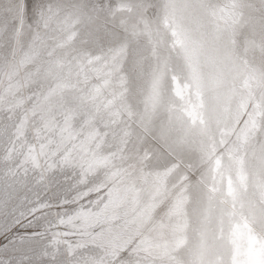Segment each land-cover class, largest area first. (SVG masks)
<instances>
[{
    "label": "snow or ice",
    "instance_id": "obj_1",
    "mask_svg": "<svg viewBox=\"0 0 264 264\" xmlns=\"http://www.w3.org/2000/svg\"><path fill=\"white\" fill-rule=\"evenodd\" d=\"M7 12L0 47L19 44L55 86L16 121L17 93L37 81L0 61V111L13 121L0 150V264H264V67L229 47L244 29L264 41V0H14ZM142 36L152 56L170 46L183 60L166 96ZM66 90L61 131L79 144L41 163L29 112ZM93 168L105 169L95 185ZM189 219L198 243L185 259Z\"/></svg>",
    "mask_w": 264,
    "mask_h": 264
},
{
    "label": "rangeland",
    "instance_id": "obj_2",
    "mask_svg": "<svg viewBox=\"0 0 264 264\" xmlns=\"http://www.w3.org/2000/svg\"><path fill=\"white\" fill-rule=\"evenodd\" d=\"M224 2V0H221ZM14 6V0H0V26L7 21L10 22L11 17L7 12V9ZM5 38L0 34V42ZM141 42L148 45L150 61L146 64V71H151L153 68H158L160 72V80L158 85L159 94L166 96L170 86H175L181 81L178 79H173L174 76L183 73L184 63L183 60L177 55V51H173L170 46H158L156 48L155 56L151 54V45L148 42V38L142 36L140 38ZM235 44H230L229 47L234 51L236 55H239L242 62H246L250 67L261 68L264 67V41H262L258 36H253L252 32L248 29L242 30L235 37ZM24 46L27 47L29 43V38L25 36L23 38ZM7 60L9 65L17 64L19 65L16 78L20 79L21 82L26 78L27 74H33V78L37 81L34 84H31L27 88H22L17 96L23 95L26 99V103L17 109L15 114V120L18 121L24 116L25 110L31 109L34 102H37V94L43 92L47 94L48 86L54 87L55 84L51 80L45 81L43 76L36 73L38 66L41 67L43 71V66L39 65L38 61H30L23 58L20 45L17 44L15 47V53L13 52L12 47L3 46L0 47V61ZM23 60V63H21ZM201 73L207 75L205 66L202 63L200 67ZM7 84V78L3 77V83L0 84V90ZM41 85H44V88H41ZM27 97H32L31 100H27ZM9 101H12V97H8ZM14 102V101H13ZM39 106L36 109V114L32 115L29 112V118L26 128V139L27 142L33 147V154L35 157L43 163L46 158L45 154L49 153L52 149L56 147L55 144H48L47 138H52L57 141H63L62 151L68 150L72 147V144L75 142L79 144L80 138L76 137L75 141L69 136L68 132H62L63 127V117L60 114V105L62 104L65 108L69 107L72 103L71 95L65 91L63 96L53 95L49 97L48 101H43L42 96L38 102ZM10 112L7 110L0 111V150H3L8 146L9 137L11 135V129L8 128L13 121L9 120ZM123 118V117H122ZM81 118L75 117L71 122V129L78 131L81 127L80 123ZM45 125H47L45 127ZM99 131L103 133L105 129L98 125ZM7 129V131H5ZM51 129V131H50ZM40 130L41 136L40 139L36 138V132ZM66 138V139H65ZM95 140H90L88 144L82 149V154L85 157L95 150ZM103 150H108V145L103 146ZM87 160V159H86ZM172 177H169V181H172ZM228 179L229 177L225 176L222 183V190L226 193L228 190ZM186 212L191 213L190 206L186 208ZM89 222H94V219H90ZM214 226V225H213ZM165 238H170L169 233L165 230ZM198 243V237L191 230V220L189 219V227L186 229V239L185 243L177 250L178 255H182L185 259L190 257L185 254V249L188 247H195ZM62 259V257L60 258Z\"/></svg>",
    "mask_w": 264,
    "mask_h": 264
},
{
    "label": "clouds",
    "instance_id": "obj_3",
    "mask_svg": "<svg viewBox=\"0 0 264 264\" xmlns=\"http://www.w3.org/2000/svg\"><path fill=\"white\" fill-rule=\"evenodd\" d=\"M242 59V58H240ZM203 63V62H202ZM205 66V70L208 72L211 71V68L206 64L203 63ZM51 131V129H50ZM66 139V138H65ZM48 144H55L56 147L54 149H52L51 151L53 152H59L62 151V145H63V141H57L55 139H49L48 140ZM75 163L77 165H84L85 166V171H88L87 165H89L90 161L86 160L83 157L77 158ZM105 175V169L104 168H93V170L91 172L88 173L87 179L89 181V184L95 185L98 181H102Z\"/></svg>",
    "mask_w": 264,
    "mask_h": 264
}]
</instances>
